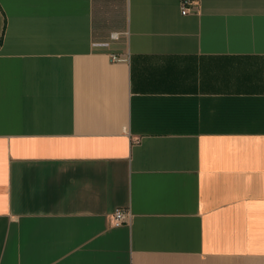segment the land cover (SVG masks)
<instances>
[{"label": "crops", "instance_id": "0c3cea01", "mask_svg": "<svg viewBox=\"0 0 264 264\" xmlns=\"http://www.w3.org/2000/svg\"><path fill=\"white\" fill-rule=\"evenodd\" d=\"M188 1L0 0V264H264V0Z\"/></svg>", "mask_w": 264, "mask_h": 264}, {"label": "built area", "instance_id": "2783aa9c", "mask_svg": "<svg viewBox=\"0 0 264 264\" xmlns=\"http://www.w3.org/2000/svg\"><path fill=\"white\" fill-rule=\"evenodd\" d=\"M188 4H189L188 0H183L182 12L184 15L189 13ZM111 37L113 40L119 39L118 34H113ZM111 61L114 63H127L129 62V56H112ZM130 217H131L130 210L125 208H118L115 210V212L112 215V225L114 227H120L128 223Z\"/></svg>", "mask_w": 264, "mask_h": 264}]
</instances>
